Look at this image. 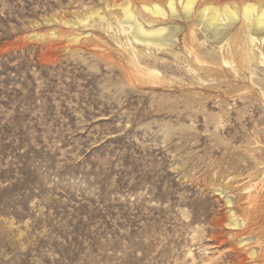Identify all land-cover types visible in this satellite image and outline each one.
Listing matches in <instances>:
<instances>
[{"label": "rangeland", "instance_id": "rangeland-1", "mask_svg": "<svg viewBox=\"0 0 264 264\" xmlns=\"http://www.w3.org/2000/svg\"><path fill=\"white\" fill-rule=\"evenodd\" d=\"M123 1L0 0V264L236 263L219 190L237 214L264 194V66L189 72L177 19V45L143 50L157 82L132 80ZM95 10L106 21L78 22ZM261 206L243 234L259 246Z\"/></svg>", "mask_w": 264, "mask_h": 264}, {"label": "bare ground", "instance_id": "bare-ground-1", "mask_svg": "<svg viewBox=\"0 0 264 264\" xmlns=\"http://www.w3.org/2000/svg\"><path fill=\"white\" fill-rule=\"evenodd\" d=\"M115 6L118 9L113 11H116L117 14L114 31L123 34L125 37V41L118 44L123 45V47L127 46L126 49L130 50L128 65L133 67V74L129 77L141 84L155 83L159 76L158 72L153 70L154 68L150 69L145 66L147 61L142 59L143 50H163L177 45V36L181 31V27L173 24V21L177 19H183L186 23L187 31L183 39L186 55L184 52L183 55H185L184 61L187 63L186 69L189 72H194L196 68L209 74L219 71L223 75L231 76L233 78L231 80L239 82L236 78L241 79L240 71L243 70L250 74L248 80L253 82L254 79L251 76L254 73L256 75V72L252 70L253 63L258 62L264 66V1L262 0H126L112 5V7ZM94 18L106 21L104 14L95 10L79 14L78 22L85 25ZM168 20L172 24L166 25ZM236 22L239 23V26L233 34H229L230 27ZM64 23L69 27L76 25L72 19H66ZM106 27L107 30H111L113 28L112 22H108ZM200 31L204 33L201 41L198 37ZM50 35L52 36L53 33ZM80 35L77 34L73 41L77 42ZM207 39L217 49L216 57L211 62L203 61L201 58L200 46L204 45ZM121 41L123 40L121 39ZM260 70L264 72V68H260ZM187 78L189 79V77ZM246 189L248 191L249 188L246 187ZM219 191L224 193L227 214L218 220V224L230 229V235L236 233L234 239L236 240L234 248L236 263L234 264H264V245L259 246V237L255 236L257 238L253 243L243 237L245 232L253 233L255 227L252 226L260 221L257 209L262 207L264 194L257 193L255 195L254 192H247L248 194H245L246 205H241L236 201V208L239 206L243 211L241 214H237L233 210L235 206L233 198L227 195L223 189ZM238 232L241 233L237 234ZM238 248H240L239 252L236 251Z\"/></svg>", "mask_w": 264, "mask_h": 264}]
</instances>
